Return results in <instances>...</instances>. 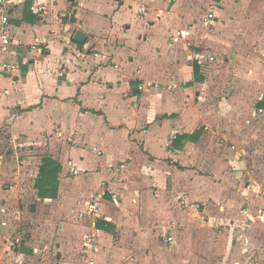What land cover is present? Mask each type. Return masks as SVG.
Segmentation results:
<instances>
[{"label":"crops","instance_id":"obj_1","mask_svg":"<svg viewBox=\"0 0 264 264\" xmlns=\"http://www.w3.org/2000/svg\"><path fill=\"white\" fill-rule=\"evenodd\" d=\"M203 1L14 0L8 44L0 18V140L6 136L15 147L29 144L47 152L31 172L39 203L31 216L43 220L46 208L52 237L61 225L60 247L67 243L72 253L60 264H89L85 235L96 231L97 264H152L157 248L176 252L184 264H200L202 257L216 264L215 250L218 257L232 251L235 256L234 242L253 258L247 264H264V182L248 171L257 152L242 147L247 138L239 129L248 126L242 128L236 115L243 118V105L233 108L226 91H210L213 80L205 69L217 54L199 44L201 28L208 27L205 14L191 21ZM207 5L215 13L213 38L224 42L221 48L240 50L250 43L264 49L257 45L264 41V0ZM190 27L191 46L173 43L178 29ZM78 32L87 37L85 44L75 41ZM242 56L237 61H245ZM5 63L19 69L4 73ZM146 83L159 89H142ZM263 102L264 94L254 105V119L264 120ZM15 161L11 172L0 152V243L9 230L7 202L19 203L27 191L25 170ZM47 161L61 170L56 196L44 199L36 181ZM111 165L126 166V177L109 172ZM104 193L100 214L81 219L86 204ZM182 199L199 210L183 209ZM39 226L25 258L43 249Z\"/></svg>","mask_w":264,"mask_h":264},{"label":"rangeland","instance_id":"obj_2","mask_svg":"<svg viewBox=\"0 0 264 264\" xmlns=\"http://www.w3.org/2000/svg\"><path fill=\"white\" fill-rule=\"evenodd\" d=\"M207 3L208 0H204L201 3L198 11H196V15L191 18L192 22L197 23V21L207 13L209 8ZM217 22L219 23L220 19H218ZM201 29L202 31L198 36L201 50H207L213 54H217V59L215 58L214 62L207 65L205 69L207 71V78L210 76V79L213 80L212 85H210V91H213V89L226 91V96H228V100H231L230 104L233 108H237L238 105H243V118L236 115L237 123L239 121L238 118L244 121L242 125L240 124L242 128L248 126L246 129H239V132H244L247 138V141L242 143V147L244 148L247 146V148L250 147L257 152V155L250 159V166L251 168L253 167V169L250 170L249 168L248 171H253L256 174V180H263V183L264 120L254 119L252 111L255 103L257 102V98L264 94V49H257V47L253 48L250 46V43H247V45L240 50L233 49L231 46L228 47V49L221 48L220 45L223 46L224 42L217 40V38H213L215 27L212 24L205 29ZM207 35H209V37H207ZM233 42L235 43V41H232V43ZM257 45L264 47V41L261 43L259 42ZM239 51L241 52L239 53ZM240 54L243 55L242 57L245 61H237ZM253 60L255 61L253 62ZM253 65H257V69L254 68ZM242 98L244 100H242ZM211 100L213 104H217L214 97H212ZM242 102L244 103L242 104ZM249 120L252 123L251 126L246 123ZM0 152L5 156V159H7V163H9L8 168L11 169V172L15 169L13 158L15 161L16 155H18V162L25 170L23 173H26V176L22 180L27 189L24 200L20 199V202H17V204L12 203L11 201V206L7 202V206L9 207L6 211L4 210L6 214L5 216L9 215V217L5 218V221L9 223V225L5 228L9 230L7 233H4L3 239L0 243V249L3 250L0 255V264H60L59 262L61 261L63 255H65L67 259H70L72 253L70 250L71 247H68V244L65 243L64 248L61 249V242L58 240V235L62 230L61 225L57 224L54 227V237H52L49 232V226H46L44 219L45 215H48L49 211H47L46 208L42 209L40 215H42V219L44 217L43 220H39L41 218H38L37 221L33 222L31 216L32 213L34 214L36 212V206L39 204L35 199V192L33 191L31 182V174L37 171L39 164L41 163L43 157L47 155V152L43 147L40 148L29 144H22L15 147L9 142V138L6 136L0 140ZM18 162L16 160L15 165H17ZM69 178L68 182L72 185L73 178L71 176ZM10 184V181L5 183V185ZM32 208H34V210ZM35 222L40 225L38 227L39 230H41L39 233V240H44L45 244H42L43 249H40L39 247V252L37 254L34 253L31 255V258H25L23 255L24 250H32V247L29 246V241L30 237L33 235V230H35ZM16 236L22 237L23 243L16 251L11 252L7 249V245H9V243ZM46 245H48L47 249L45 248ZM238 245L240 244L234 242V249L237 248V250L235 249L237 251L235 256H233L234 251H232L229 256L224 255L218 257V251L215 250L214 256L216 258H214V262H217V259H219L216 264H247L253 260V258L251 259V256L242 247L243 245L241 244L239 247ZM59 250H61V252ZM77 250L80 251L79 254L82 257V247L78 246ZM149 253L150 252L147 254ZM135 258H138V256ZM152 259H154L150 261L152 264H184L183 260L181 261L178 259L176 252L164 248L155 249ZM202 259L205 261V258L202 257ZM224 260L226 261L224 262ZM204 261H201L200 264H205ZM145 263L146 262L143 261V264Z\"/></svg>","mask_w":264,"mask_h":264},{"label":"built area","instance_id":"obj_3","mask_svg":"<svg viewBox=\"0 0 264 264\" xmlns=\"http://www.w3.org/2000/svg\"><path fill=\"white\" fill-rule=\"evenodd\" d=\"M14 0H0V18H1V24H2V37H3V42L4 44H8L9 43V37H8V33L6 30V26L9 23L10 20V15H9V9L10 5L13 3ZM144 7L139 8L138 13L142 14L144 13ZM215 20V13L213 11V9L211 8L210 10L207 11V13L203 16L202 18V22L204 25L206 26H210L211 24H213ZM192 36V27L187 28V29H178L173 37V43L177 44L180 42H185L188 46H191L192 43L190 42ZM35 49V47H34ZM195 58H197V55L194 56ZM19 69V67L17 65L14 64H10V63H5L2 65V71L4 73L7 74H13L14 72H16ZM64 74L60 73V77H62ZM144 90H148V89H159V85L158 84H154V83H146L143 85ZM171 91H175L176 87L172 86ZM177 136L174 134L172 139H176ZM232 150H235V147H231ZM99 155H102V152L98 153ZM114 170H116L122 177H126V166L121 165L119 166V168H114L112 165L108 168L109 172H113ZM75 174L79 173L78 169L74 170ZM32 179L34 178V175L31 174ZM105 197V193L102 194L101 196H99L98 198H93V200L91 202H89L87 204L86 207V213L80 214V218L84 219L85 216L89 215L92 217H97L100 214V210H101V200ZM116 196H114L115 198ZM180 206L183 209H187V210H199V205L198 204H190L188 201H186L185 199H182L180 201ZM242 213L245 215L249 214V211L247 208H243ZM97 232L92 233V234H87L85 235V243H84V249L87 255H89V264H97V260L95 255H97L100 252V249L98 247L97 244ZM168 243H172L173 242V238L169 237L167 239ZM23 243V238L20 236H16L8 245V250L11 252H14L17 250L18 247H20Z\"/></svg>","mask_w":264,"mask_h":264},{"label":"trees","instance_id":"obj_4","mask_svg":"<svg viewBox=\"0 0 264 264\" xmlns=\"http://www.w3.org/2000/svg\"><path fill=\"white\" fill-rule=\"evenodd\" d=\"M259 108H264V102L259 105ZM60 170L61 167L52 161H47L42 167L36 181V188L40 198L47 199L56 196Z\"/></svg>","mask_w":264,"mask_h":264},{"label":"water","instance_id":"obj_5","mask_svg":"<svg viewBox=\"0 0 264 264\" xmlns=\"http://www.w3.org/2000/svg\"><path fill=\"white\" fill-rule=\"evenodd\" d=\"M86 40H87V37L84 34H82L80 32L76 33V35H75V41L77 43H79V44H85Z\"/></svg>","mask_w":264,"mask_h":264}]
</instances>
